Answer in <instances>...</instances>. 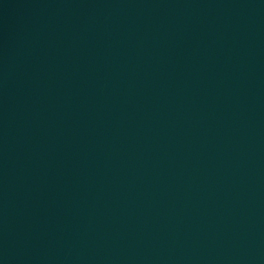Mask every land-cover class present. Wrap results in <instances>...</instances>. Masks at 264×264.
<instances>
[{
    "label": "water",
    "instance_id": "water-1",
    "mask_svg": "<svg viewBox=\"0 0 264 264\" xmlns=\"http://www.w3.org/2000/svg\"><path fill=\"white\" fill-rule=\"evenodd\" d=\"M0 264H264V0H0Z\"/></svg>",
    "mask_w": 264,
    "mask_h": 264
}]
</instances>
